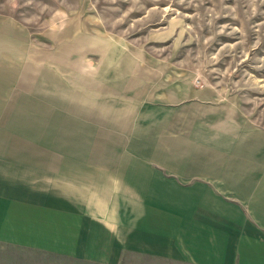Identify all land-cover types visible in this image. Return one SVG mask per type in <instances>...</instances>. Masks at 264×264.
<instances>
[{"label": "crops", "instance_id": "0c3cea01", "mask_svg": "<svg viewBox=\"0 0 264 264\" xmlns=\"http://www.w3.org/2000/svg\"><path fill=\"white\" fill-rule=\"evenodd\" d=\"M12 78L0 71V209L22 234L12 226V238L105 262L264 264L260 142L227 136L218 119L178 131V107L169 120L166 107L68 114L33 91L12 104L23 95Z\"/></svg>", "mask_w": 264, "mask_h": 264}, {"label": "rangeland", "instance_id": "374dc122", "mask_svg": "<svg viewBox=\"0 0 264 264\" xmlns=\"http://www.w3.org/2000/svg\"><path fill=\"white\" fill-rule=\"evenodd\" d=\"M0 63L23 93L12 104L33 91L68 114L178 107V131L218 119L227 136L264 145V0H0ZM12 226L21 236L0 209V264H193L66 255L12 238Z\"/></svg>", "mask_w": 264, "mask_h": 264}]
</instances>
